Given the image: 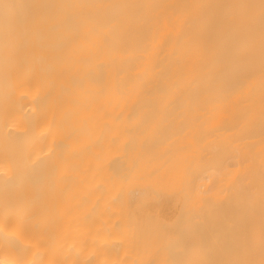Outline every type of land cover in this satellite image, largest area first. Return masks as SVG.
Wrapping results in <instances>:
<instances>
[{
  "label": "bare ground",
  "instance_id": "bare-ground-1",
  "mask_svg": "<svg viewBox=\"0 0 264 264\" xmlns=\"http://www.w3.org/2000/svg\"><path fill=\"white\" fill-rule=\"evenodd\" d=\"M151 212L264 264V0H0V264H193Z\"/></svg>",
  "mask_w": 264,
  "mask_h": 264
},
{
  "label": "rangeland",
  "instance_id": "rangeland-1",
  "mask_svg": "<svg viewBox=\"0 0 264 264\" xmlns=\"http://www.w3.org/2000/svg\"><path fill=\"white\" fill-rule=\"evenodd\" d=\"M183 124H188L189 121H181ZM176 123H180L178 121H167V124L171 127H177L175 125ZM172 124V125H171ZM167 127L169 128V126ZM168 128L165 127V129H161V131H166ZM191 132H197L199 131L197 128H189ZM138 217V216H137ZM142 218V216H140ZM202 219L204 217L200 216H184L181 215L177 218L176 223L172 222V219L168 220H161L159 217H156L153 215V212L147 214L146 216H143L144 220L136 221L133 216H122L120 219H122V226L123 228L126 227V225L133 226L135 230H139L142 232L144 230L145 232L151 231L152 232V238H157V233H162L165 235V237H161L164 239V243H170L175 245H180L181 249L184 251L187 261L193 262V264L200 263L201 256L209 254L206 250V239L204 238L203 232L200 230V225L198 223L199 219ZM197 222L194 223V222ZM129 223V224H128ZM86 255V253H83L82 256ZM183 255V254H181Z\"/></svg>",
  "mask_w": 264,
  "mask_h": 264
}]
</instances>
